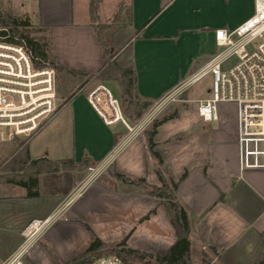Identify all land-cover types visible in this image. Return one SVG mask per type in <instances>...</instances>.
<instances>
[{"label": "crops", "instance_id": "0c3cea01", "mask_svg": "<svg viewBox=\"0 0 264 264\" xmlns=\"http://www.w3.org/2000/svg\"><path fill=\"white\" fill-rule=\"evenodd\" d=\"M93 2L97 23L108 25L107 32L112 30L110 39L112 53L117 51V65L135 72L137 93L148 102L198 72L216 51L215 31L237 28L254 14L255 7V0H36L23 4L37 16L39 27L48 36L56 65L77 72L73 76L77 80L82 77L85 83L79 94L60 98L65 102L56 116L29 141L31 160L41 163L29 170L36 173L41 166L45 171L36 177L29 173L19 180L35 177L32 191L37 196H28V189L17 182L0 181V237L11 244L0 250L3 257L22 243V232L30 221L51 215L86 179L88 167L79 164L86 159L99 165L125 134L123 124L106 125L87 99L102 83L96 76L106 62L105 48L92 24ZM75 6L81 17L77 24ZM125 29L130 33L120 36ZM71 32H77L75 39L70 37ZM54 43L58 44L55 50ZM107 84L119 87L115 81ZM168 123L157 129L155 151L162 158L163 175L179 183L178 200L191 225V264H202V255L209 248L217 250L218 264H256L264 253V171H240L237 124L228 140L193 144L182 138L176 140L180 131ZM44 133L53 138L41 140ZM131 137L135 139L114 166L105 169V178L112 180L119 173L145 179L146 183L131 188L122 181L96 179L68 209L75 220L55 222L38 242L47 239L55 251L60 250L59 244L77 232V241L82 238L87 242L86 250L94 235L86 233L80 221H92L89 217L95 210L105 215L107 238L101 232L98 236L108 247L126 240L130 249L148 254L171 248L176 234L169 213L150 193V187L160 185L155 160L142 133ZM51 168L57 171L49 172ZM11 187L18 191L10 192ZM36 244L27 256L28 263L48 264L44 263L47 253ZM67 252L56 253L61 261L69 262L75 256L70 259Z\"/></svg>", "mask_w": 264, "mask_h": 264}, {"label": "built area", "instance_id": "2783aa9c", "mask_svg": "<svg viewBox=\"0 0 264 264\" xmlns=\"http://www.w3.org/2000/svg\"><path fill=\"white\" fill-rule=\"evenodd\" d=\"M10 2L13 0H4ZM30 3L36 0H16ZM216 51L195 74L184 79L159 99L145 116L130 126L121 103L104 85L88 95L91 107L103 122L122 123L129 135L138 134L169 106L182 101L195 85L208 80L207 96L194 100L197 114L205 123L219 121L218 104L237 108V144L240 171H264V0H255L254 14L237 28L215 31ZM58 106L56 72L53 68L35 67L32 53L23 45L0 40V143L16 137L32 138ZM111 155L95 168L48 217L34 219L24 228L22 243L0 264H28L26 258L47 229L83 196L88 186L111 164ZM90 264H127L122 258L103 256Z\"/></svg>", "mask_w": 264, "mask_h": 264}, {"label": "rangeland", "instance_id": "374dc122", "mask_svg": "<svg viewBox=\"0 0 264 264\" xmlns=\"http://www.w3.org/2000/svg\"><path fill=\"white\" fill-rule=\"evenodd\" d=\"M25 4H30V3H25ZM0 11L9 15V17H11L12 19H16L19 23H22V22L30 23L29 26H27V27H24V26L19 27L21 32H23L28 37L33 38L35 40H41L42 42H46L48 40V42H49L48 36L39 27L40 24L38 23L37 16L35 14L32 15L31 10L29 8H27L25 5H22V3H20L16 0H13L10 2L0 0ZM80 18H81L80 17V11H77V6H75L74 23L77 24V22H81ZM124 18H126V12L124 14ZM119 25H120V23L118 24V26ZM110 32L112 33L111 29L108 30L109 38H110ZM128 33H130V30H127V29L121 30L120 36L126 37ZM108 35L106 34L105 36H108ZM70 37L72 39H75L77 37V32H71ZM53 42H57V41L53 40ZM120 44H121V41H120ZM57 45L55 43L53 44L54 50L57 48ZM118 48H120V47L118 46ZM115 53L117 54V51ZM125 58H126V54L123 56L124 60H125ZM55 72H56V94H57V98H58V106H57V110L55 111V113L49 118V120L47 122H49L54 116H56L59 109L64 104L65 101L64 102L61 101L60 98H62L64 95L67 96V98H69V97H72L74 94L75 95L79 94L82 90V87L84 86V85H82V83H85V80L82 77L77 80V77L73 76V74H71V73L68 74V73H65L63 71H59V72L55 71ZM107 82H110V81H103L102 80V83H99V84L104 85L107 88H109L110 91L113 93V95L119 99L121 106H122L123 113H124V117H125L127 123L131 127L136 125L145 116L146 113L143 115V117L139 121L135 122V120L129 119L127 117V114L125 113V110H124L123 105H122L120 87L116 88L114 85L107 84ZM208 82H209L208 80H205V81H202L201 83L193 86L184 95L182 101L176 102L172 105H169L158 116V118H156L146 128L145 131L140 132L145 137L146 142H147V138H148L147 133H150L152 130L151 125L155 122L163 121L164 119H168V118H171V119L167 120L163 124L169 122L168 123L169 126L176 127L180 131V133L178 135H176L177 136L176 140H179L182 138L183 140H186V141L193 143V144L198 143V141H201V140L209 141V142L224 141L223 138H226V140H228V138L230 137L229 136L230 132L232 131L233 128L236 127V124H237V108L234 104H230V103L218 104L219 121L215 122V123H211V124L203 123L202 121L199 120L200 118L198 119V117L195 114V112H197V109H196L197 103L194 100L203 99L204 97L207 96L206 91H208V89H207ZM135 99H133V101L135 103L139 102V100L137 98H135ZM120 124H122V123H120ZM48 133H44L41 140L48 139V138H49V140H51L53 138V135L52 134L48 135ZM128 134H129V132L127 131V128H126L125 134L120 135L122 137H121V139L119 138L120 140L118 141V143L116 145L115 156L111 160V164L109 165L110 167L114 166L115 161L119 157V155L135 139V138L132 139V137L129 138L130 136H128ZM26 139H28V138L16 137V138H13L12 140L3 141L0 143V175H3L2 177H4V178H0V181L2 183H5V180L8 177H9V179L11 178V179H18L19 180V179L24 178V176H26L29 173L30 174L35 173V172L33 173L32 170H29V169H31L30 166L28 167L29 163L27 165H23V162L25 161L24 160V148H25V144L27 143ZM149 154H151V153L149 152ZM109 166H107L106 169H108ZM95 167H93V168H95ZM90 168H92V167H88V171H87L88 176L90 175ZM42 171H45V169L42 168L41 166L38 167L37 172H42ZM37 172L35 174H37ZM107 172H106V170H104V172L100 175V177L98 179L102 178L105 180V182L110 181L111 183H113V182L118 183V182L122 181L116 177V174H119V173H116L115 177L112 180L111 179L106 180L105 177L107 176V174H106ZM120 175H123L124 177H126L127 179H129L131 181H138V180L142 179V178H130L124 174H120ZM123 183H125V182H123ZM125 184L129 185L131 188L133 187V184H130V183H125ZM141 185L142 184H140V185L137 184L134 186H141ZM159 186H157V187H159ZM154 187H156V186H154ZM9 191L15 192V191H18V189L16 190V189L11 187L9 189ZM150 193H151V189H150ZM68 212L69 211L67 210L65 212V214L62 217H60L57 221H60V223L67 222L71 218V215L70 214L68 215ZM94 212H96V211L94 210L93 213H91L90 217H89V220L91 219L92 221H88V222L87 221L84 222L83 220L80 221V225H82V227L85 226L86 233H88L91 236L94 235V239L93 240L91 239L92 241H90L91 242L90 245L92 244V242L96 238H99L98 234L100 232L103 233L102 234L103 238H107V235H106L107 232H105V230L107 229L106 228L107 225H105L106 224L105 215L104 214L100 215L102 213L97 212V214L99 215L98 216ZM71 220H75V219L71 218ZM57 221H55V222H57ZM91 222H92V224H91ZM76 223H77V221H76ZM71 224H73V223H71ZM36 243L38 244V247L42 248L43 251H45L47 253L46 257L44 258V263H48V264L49 263H52V264H59V263L60 264H66V263H68V261H64L65 263L63 261H61V259L59 258V255L56 253L58 251L59 252L60 251L65 252V250L68 249V252L65 253V255L67 257H70V259H71L74 256H75V258H77L79 255H81L83 252H85L90 247V245H89V247L85 250L87 242L84 243L82 238H80L77 241V232L76 233L72 232L71 237L66 238V242L63 241L62 245L59 244L61 249L60 250L57 249L58 251L57 250L55 251L54 246L50 245L48 243L47 239L41 240L40 242H36ZM10 245L11 244L9 241L3 239V237H0V250L1 251L5 250L8 246L10 247ZM0 257H3V256L0 255ZM74 259H72V260H74ZM72 260H70V261H72ZM26 261L29 262L28 257L26 258ZM133 264H146V262L134 260Z\"/></svg>", "mask_w": 264, "mask_h": 264}, {"label": "trees", "instance_id": "16d2710c", "mask_svg": "<svg viewBox=\"0 0 264 264\" xmlns=\"http://www.w3.org/2000/svg\"><path fill=\"white\" fill-rule=\"evenodd\" d=\"M95 13L96 5L93 2L91 4L92 24L95 27L99 36V40L104 46L106 52L105 65L96 77L101 81L103 80L117 82L118 86L121 89L122 105L125 113L127 114V117L129 119L135 120V122L139 121L146 113V111H148L152 106L153 102L144 101L138 95L135 72L132 69H122L117 65L115 59V56L117 54L112 53L111 39L109 38L107 32L108 25L98 24ZM29 24L30 23L25 22L19 23L16 19H12L6 13L0 11V40L4 39L7 42L25 46L32 53L35 67L38 69L50 67L54 70H65L69 74L71 73L73 75H77V72L73 70L58 67L56 65L54 58L50 54V45L48 40L46 41L47 43L42 42L41 40H35L21 32L19 27H27L29 26ZM40 29L42 30V28ZM106 34L108 36H105ZM135 98H137L139 102L136 101L137 103H135L133 101V99ZM170 119L171 118L164 119L163 121H158L151 125L152 130L150 133H147V145L152 158L155 160V172L160 182L159 187H150L151 195L157 197L168 211L171 224L176 234L175 243L167 251L156 254H148L128 248L126 240H123L119 244L115 245V247H108L101 239L96 238L85 252L66 264H90L98 258L109 255L118 256L122 258L127 264H133L134 260L143 261L146 262V264H191V225L187 212L178 200L177 189L179 183L166 179V177L160 170L162 158L155 151L156 144L154 142V137L157 134V129L160 125ZM26 140L27 143L25 144L24 148L25 161L23 162V165H27L28 163H30V167L34 165H40L41 163H38V161L31 160L28 153V144L31 138H28ZM65 163L66 162H63L62 164ZM79 165L85 168L95 167L97 164L85 159ZM48 171L55 172L57 171V169L51 168ZM42 172H37V174H41ZM2 176L3 175H0V178H4ZM35 177L30 175L28 176L27 180L24 179L19 181L11 178L9 179L8 177L5 182H17L16 184H20L28 189V196L36 197L37 193H34L32 191V188L36 186ZM116 177L125 183H130L133 185L146 183L144 179L131 181L120 174H116ZM185 177L186 174L183 175L179 182H181ZM153 212L154 211L150 212V214H152ZM148 216L149 215H147L146 218H148ZM262 247L264 252V235L262 236ZM217 255V250L215 248H209V250L207 252H204L202 255V264H218L215 261ZM256 264H264V253L261 259Z\"/></svg>", "mask_w": 264, "mask_h": 264}]
</instances>
